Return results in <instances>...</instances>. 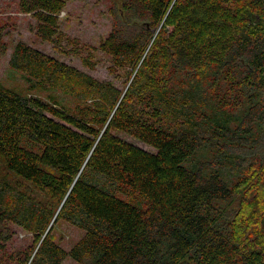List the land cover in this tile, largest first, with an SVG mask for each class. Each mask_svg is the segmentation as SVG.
<instances>
[{
  "label": "trees",
  "instance_id": "obj_1",
  "mask_svg": "<svg viewBox=\"0 0 264 264\" xmlns=\"http://www.w3.org/2000/svg\"><path fill=\"white\" fill-rule=\"evenodd\" d=\"M68 1L18 7L58 47ZM108 1L92 52L123 88L13 47L31 91L75 105L0 83V264H264V0ZM58 221L84 231L68 251ZM12 226L30 246L7 250Z\"/></svg>",
  "mask_w": 264,
  "mask_h": 264
},
{
  "label": "rangeland",
  "instance_id": "obj_2",
  "mask_svg": "<svg viewBox=\"0 0 264 264\" xmlns=\"http://www.w3.org/2000/svg\"><path fill=\"white\" fill-rule=\"evenodd\" d=\"M110 8L108 0H69L59 15L62 41L58 47H55L39 37L36 32V20L32 16L19 12L18 0H0V28H4L3 41L7 45L5 54L0 55V83L24 95L39 96L44 100L53 96L60 105L73 109L75 100L70 96L52 90L31 91L24 77L10 67L13 47L18 42H23L99 81L112 82L117 88H123L127 82L126 74L121 70L111 74L110 58L101 51L92 52V48H98L111 30ZM85 57L95 64L93 69L83 65L82 60ZM118 136L146 151L154 152L152 148L130 137L123 134ZM12 232L13 236L7 243L8 251L23 250L31 245L30 234L16 226H12ZM83 234L84 231L64 221H58L52 232L55 242L65 251H68ZM62 264L77 263L67 258Z\"/></svg>",
  "mask_w": 264,
  "mask_h": 264
}]
</instances>
